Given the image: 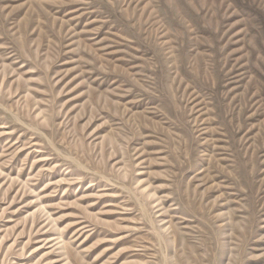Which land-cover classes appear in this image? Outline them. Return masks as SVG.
<instances>
[{
  "label": "rangeland",
  "instance_id": "374dc122",
  "mask_svg": "<svg viewBox=\"0 0 264 264\" xmlns=\"http://www.w3.org/2000/svg\"><path fill=\"white\" fill-rule=\"evenodd\" d=\"M0 264H264V0H0Z\"/></svg>",
  "mask_w": 264,
  "mask_h": 264
},
{
  "label": "bare ground",
  "instance_id": "6f19581e",
  "mask_svg": "<svg viewBox=\"0 0 264 264\" xmlns=\"http://www.w3.org/2000/svg\"><path fill=\"white\" fill-rule=\"evenodd\" d=\"M149 195H150V194H149ZM163 221H164V220H163V219H161L159 222H160V223H164Z\"/></svg>",
  "mask_w": 264,
  "mask_h": 264
}]
</instances>
